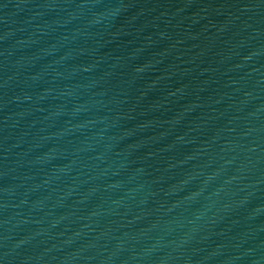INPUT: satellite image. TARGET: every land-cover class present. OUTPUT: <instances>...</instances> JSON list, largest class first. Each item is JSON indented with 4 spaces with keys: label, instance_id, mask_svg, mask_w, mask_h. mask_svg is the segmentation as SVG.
Instances as JSON below:
<instances>
[{
    "label": "water",
    "instance_id": "1",
    "mask_svg": "<svg viewBox=\"0 0 264 264\" xmlns=\"http://www.w3.org/2000/svg\"><path fill=\"white\" fill-rule=\"evenodd\" d=\"M0 264H264V0H0Z\"/></svg>",
    "mask_w": 264,
    "mask_h": 264
}]
</instances>
